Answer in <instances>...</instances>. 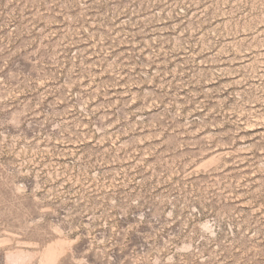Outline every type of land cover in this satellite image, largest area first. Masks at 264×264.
Masks as SVG:
<instances>
[{
  "label": "rangeland",
  "instance_id": "1",
  "mask_svg": "<svg viewBox=\"0 0 264 264\" xmlns=\"http://www.w3.org/2000/svg\"><path fill=\"white\" fill-rule=\"evenodd\" d=\"M0 264H264V0H0Z\"/></svg>",
  "mask_w": 264,
  "mask_h": 264
}]
</instances>
